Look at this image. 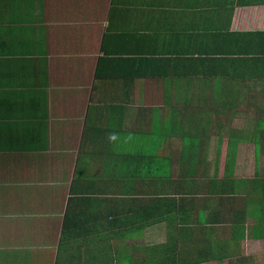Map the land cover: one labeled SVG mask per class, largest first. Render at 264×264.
Segmentation results:
<instances>
[{
	"label": "crops",
	"instance_id": "0c3cea01",
	"mask_svg": "<svg viewBox=\"0 0 264 264\" xmlns=\"http://www.w3.org/2000/svg\"><path fill=\"white\" fill-rule=\"evenodd\" d=\"M257 156L264 0H0V264H264Z\"/></svg>",
	"mask_w": 264,
	"mask_h": 264
},
{
	"label": "trees",
	"instance_id": "16d2710c",
	"mask_svg": "<svg viewBox=\"0 0 264 264\" xmlns=\"http://www.w3.org/2000/svg\"><path fill=\"white\" fill-rule=\"evenodd\" d=\"M256 163L257 166H256L255 178L253 180L244 179V180L236 181L237 184L230 187V189L233 188V190H235L238 187V185L241 184L242 182L243 183L253 182L255 184L254 188L258 189V192L262 194L264 192V174H262L263 177H261L262 175L259 174L258 156ZM135 169L136 168L134 167L133 170ZM140 170L145 173L148 172L146 170V167L144 166H142ZM162 191L164 190L160 188V190L156 191V193L153 194L152 196H148L147 194L145 197H142L141 196L142 194L137 195L135 193V195L130 197L131 205L128 206H131L133 210L138 211L139 215H143L145 217L147 216L153 217L150 221H160L171 217H173L176 220H179L180 218H182L184 214L181 212L182 207L180 201L176 199L177 193L175 192V194L169 195ZM154 249L156 251L154 252V254H155V258L157 257L156 259L157 264L182 263L183 258L181 256V253L177 251L179 250V247L160 245L157 247V250L156 247Z\"/></svg>",
	"mask_w": 264,
	"mask_h": 264
},
{
	"label": "rangeland",
	"instance_id": "374dc122",
	"mask_svg": "<svg viewBox=\"0 0 264 264\" xmlns=\"http://www.w3.org/2000/svg\"><path fill=\"white\" fill-rule=\"evenodd\" d=\"M262 122V121H261ZM254 169L252 167H249V171H243L242 167L240 168L239 171V177H252ZM259 174H264V164H261L259 166ZM163 233L158 232V231H153L152 233H145L143 235V244H148L150 245L151 243L153 244L154 241H156L158 238H162ZM264 245V244H263ZM256 249V248H255ZM262 252V253H260ZM263 254L264 253V247L263 246H257V251L253 252V255L255 254ZM264 256V254H263Z\"/></svg>",
	"mask_w": 264,
	"mask_h": 264
}]
</instances>
